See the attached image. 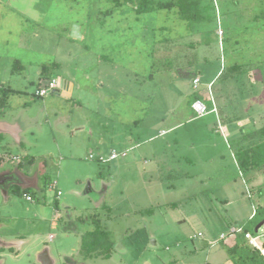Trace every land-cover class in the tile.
Returning <instances> with one entry per match:
<instances>
[{
	"label": "rangeland",
	"instance_id": "rangeland-1",
	"mask_svg": "<svg viewBox=\"0 0 264 264\" xmlns=\"http://www.w3.org/2000/svg\"><path fill=\"white\" fill-rule=\"evenodd\" d=\"M200 7L188 20L118 0H0V84L17 90L3 107L20 125L4 142L20 156L22 139L33 160L21 172L32 200L21 186L0 193V237L22 244L2 263L47 249L53 264H236L227 246L243 233L232 230L264 232V161L246 169L240 151L264 138V0ZM53 77L70 91L38 96ZM93 214L109 258L79 253Z\"/></svg>",
	"mask_w": 264,
	"mask_h": 264
},
{
	"label": "trees",
	"instance_id": "trees-1",
	"mask_svg": "<svg viewBox=\"0 0 264 264\" xmlns=\"http://www.w3.org/2000/svg\"><path fill=\"white\" fill-rule=\"evenodd\" d=\"M201 1L202 0H169L167 2H162L161 0H118L119 3L133 4L137 13H144L158 8L175 7L180 17L188 20H190V18H198L202 16V10L200 7ZM237 66L238 64L234 65L233 71H236ZM262 79L264 81V69L262 71ZM8 89L9 88L7 87L0 88V108H3L8 94L13 92ZM262 131L264 133V127H262ZM240 151L243 153L248 152V155L244 157V160L242 161L243 166H245L246 169H254V166L259 162L264 161V138L260 140L259 143H255L250 147L241 149ZM256 214H258L257 210L255 211V215ZM89 218L92 226L90 230L81 234L79 253L85 259L95 257L109 258L114 244L110 232L104 228L97 214H93ZM242 230L244 233L250 232L253 234V231L247 228L244 229L242 227ZM227 249L229 255L235 259L234 263L236 264H258L257 258L262 257L259 251L248 243L244 234H239V236L235 238V241L227 246ZM262 264H264V261Z\"/></svg>",
	"mask_w": 264,
	"mask_h": 264
},
{
	"label": "crops",
	"instance_id": "crops-1",
	"mask_svg": "<svg viewBox=\"0 0 264 264\" xmlns=\"http://www.w3.org/2000/svg\"><path fill=\"white\" fill-rule=\"evenodd\" d=\"M220 43H221V40H220ZM99 81H101V80H99ZM211 82H212V80L210 82H208L207 85H209V83H211ZM2 85H4V84H0V88L3 87ZM62 85H63V82H62ZM6 86H7V88L10 89V91H13V92L17 91L16 89L12 88L10 85H6ZM63 86L66 89L68 88V90L70 91L71 86L69 84L63 85ZM100 86L101 87L104 86V82H101ZM101 87H98V88H101ZM208 88H210V90L212 89L213 97L210 94V92L208 93V96L210 94V96L212 98H214V99H215V97L216 98L218 97V99L222 98L223 88H221V89H219L217 87L214 88L213 84H211ZM56 94L59 95L60 92L56 93ZM213 107L216 108V112H217V110H219V112L224 114V110H223V108H221V106H218V107L213 106ZM6 109H7L6 106L3 107L2 111H1L2 113L0 114V135H1V140H0V166H1L2 163H9V164H11V167L10 168L3 167V168L0 169V175H4L3 176V178H4L3 185H4L5 190H6V194L4 195V197L5 198L8 197V192L11 189H13L14 186H17V188L20 191V189H21L20 186L21 185H24V187L21 186L22 187V189H21L22 192L28 193V194H30L32 196L33 193L29 189L30 180L23 179L21 177L22 169H24V168L27 169L26 168L27 166H31V161H33V160H31L32 156H30L29 153L26 151L25 142L22 139H17V145L23 151V155H20V156L19 155L18 156L13 155V153L11 151H9V148H10L9 143L4 142L5 136L7 137L8 135L10 137L18 138L15 135V133H13V131H15L14 130L15 128L19 129V127H20V125H18L19 122L16 123L13 120L12 121H8V119L5 118L6 116H8L7 115V110L8 109L7 110ZM211 111H212V109H211ZM225 117H226L227 120H230V119L234 120V119L238 118L236 115L232 114L231 112H227ZM80 129H82V128H80ZM122 153H125V152H122ZM108 159H109V157L107 158V160ZM16 183H19V185L16 184ZM21 245L22 244L20 242L14 241L13 239H3L2 237H0V253H2L5 249H8L10 251L9 252L10 254L13 255V253H15L14 256L17 257L19 255ZM39 255L37 254V261H35V262L34 261L32 262L31 259H30L29 260L30 264H41V262L39 261ZM0 264H4V263H2V261L0 260ZM52 264H53V261H52ZM207 264H209V263H207Z\"/></svg>",
	"mask_w": 264,
	"mask_h": 264
},
{
	"label": "built area",
	"instance_id": "built-area-1",
	"mask_svg": "<svg viewBox=\"0 0 264 264\" xmlns=\"http://www.w3.org/2000/svg\"><path fill=\"white\" fill-rule=\"evenodd\" d=\"M219 29V28H218ZM220 35L223 34V31L221 29H219L217 31ZM200 79L199 77H194L192 80V83L194 85V87L199 83ZM57 79L55 77L49 79L47 81V83L45 85H42L41 87H39L38 91H37V95L38 96H45L47 93L51 92L53 89H55L57 87ZM212 84L209 83L208 87ZM212 100V99H211ZM191 108L196 112V115L198 116H202L204 114L207 113L208 109L206 104L201 100V99H195L192 103H191ZM212 111H216V108L213 107ZM125 153H122V155H124ZM118 156V154L113 150L110 155H109V159H114ZM91 157V155H90ZM99 159H101V157H99ZM55 186V184H51L50 187L53 188ZM60 194V191H57V195ZM25 197L27 200H32V196L28 193H24ZM254 211L252 212L253 215ZM259 231V229H258ZM257 231V232H258ZM232 232H237V233H241L242 231V227H237L236 229H233ZM244 237L247 239L248 243L256 248L260 255L263 258L264 261V243L260 241V237L263 236L264 237V232L261 234H251L250 232H243ZM221 237H224V235H221Z\"/></svg>",
	"mask_w": 264,
	"mask_h": 264
},
{
	"label": "water",
	"instance_id": "water-1",
	"mask_svg": "<svg viewBox=\"0 0 264 264\" xmlns=\"http://www.w3.org/2000/svg\"><path fill=\"white\" fill-rule=\"evenodd\" d=\"M71 36L73 38H81L82 35L80 34V27L78 25H73L72 30H71ZM57 87L55 89H53L51 92L53 93H59L60 89L62 88V80L60 79V77H57ZM4 175H0V193L4 196L6 194V190L5 187L3 185V178ZM15 184V183H14ZM19 185V183H16ZM24 187V185H21ZM264 224V219H262L260 222H258L256 224V226L254 227V232H257L258 229ZM207 243L206 240H201V244L205 245ZM39 261L41 262V264H52V259H50L49 255H48V251L47 249L45 251H43L40 255H39Z\"/></svg>",
	"mask_w": 264,
	"mask_h": 264
},
{
	"label": "flooded vegetation",
	"instance_id": "flooded-vegetation-1",
	"mask_svg": "<svg viewBox=\"0 0 264 264\" xmlns=\"http://www.w3.org/2000/svg\"><path fill=\"white\" fill-rule=\"evenodd\" d=\"M15 187V186H14ZM17 187V186H16ZM18 189V188H17ZM19 190V189H18Z\"/></svg>",
	"mask_w": 264,
	"mask_h": 264
}]
</instances>
